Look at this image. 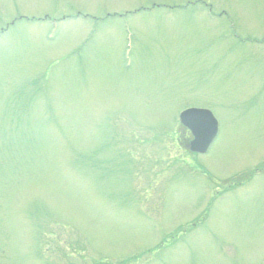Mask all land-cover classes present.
<instances>
[{"label": "rangeland", "instance_id": "obj_1", "mask_svg": "<svg viewBox=\"0 0 264 264\" xmlns=\"http://www.w3.org/2000/svg\"><path fill=\"white\" fill-rule=\"evenodd\" d=\"M0 264H264V0H0Z\"/></svg>", "mask_w": 264, "mask_h": 264}, {"label": "water", "instance_id": "obj_2", "mask_svg": "<svg viewBox=\"0 0 264 264\" xmlns=\"http://www.w3.org/2000/svg\"><path fill=\"white\" fill-rule=\"evenodd\" d=\"M182 123L192 131L195 138L190 144V150L206 153L218 133V125L212 115L205 111L191 110L183 116Z\"/></svg>", "mask_w": 264, "mask_h": 264}]
</instances>
